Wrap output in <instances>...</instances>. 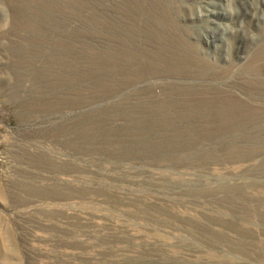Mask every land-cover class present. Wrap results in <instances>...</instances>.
<instances>
[{
  "label": "rangeland",
  "instance_id": "rangeland-1",
  "mask_svg": "<svg viewBox=\"0 0 264 264\" xmlns=\"http://www.w3.org/2000/svg\"><path fill=\"white\" fill-rule=\"evenodd\" d=\"M0 264H264V0H0Z\"/></svg>",
  "mask_w": 264,
  "mask_h": 264
},
{
  "label": "bare ground",
  "instance_id": "bare-ground-1",
  "mask_svg": "<svg viewBox=\"0 0 264 264\" xmlns=\"http://www.w3.org/2000/svg\"><path fill=\"white\" fill-rule=\"evenodd\" d=\"M38 73V72H37ZM18 100V99H17ZM145 207V206H144ZM149 210V209H148ZM166 214V213H165ZM184 216V215H183ZM186 216V215H185ZM182 218V217H181ZM100 219V218H99ZM182 220V219H181ZM186 220V219H185ZM127 226V225H126ZM152 228V227H151ZM167 237V236H166ZM170 237V236H169ZM168 238V237H167Z\"/></svg>",
  "mask_w": 264,
  "mask_h": 264
}]
</instances>
